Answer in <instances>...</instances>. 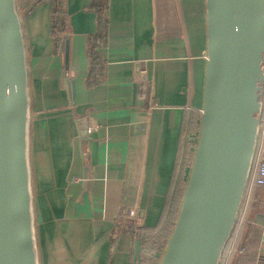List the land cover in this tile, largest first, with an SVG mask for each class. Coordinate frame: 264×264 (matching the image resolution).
Instances as JSON below:
<instances>
[{
	"label": "crops",
	"instance_id": "0c3cea01",
	"mask_svg": "<svg viewBox=\"0 0 264 264\" xmlns=\"http://www.w3.org/2000/svg\"><path fill=\"white\" fill-rule=\"evenodd\" d=\"M59 2L65 28L44 2L23 20L38 264H139L143 230L186 185L202 103L204 0ZM262 188L223 262L260 264L264 226L251 222L264 216ZM130 209L144 213L136 237L123 215Z\"/></svg>",
	"mask_w": 264,
	"mask_h": 264
},
{
	"label": "water",
	"instance_id": "95a60500",
	"mask_svg": "<svg viewBox=\"0 0 264 264\" xmlns=\"http://www.w3.org/2000/svg\"><path fill=\"white\" fill-rule=\"evenodd\" d=\"M29 1L19 7L17 0H0V264H38L28 159L29 74L19 13ZM204 25L199 129L178 214L158 264H221L239 222L258 144L264 0H204ZM68 32L57 38L66 77ZM71 90L75 100L74 79ZM87 132L81 129L80 137ZM128 213L125 220L145 228L143 212ZM251 225L264 226V216L257 215Z\"/></svg>",
	"mask_w": 264,
	"mask_h": 264
},
{
	"label": "trees",
	"instance_id": "16d2710c",
	"mask_svg": "<svg viewBox=\"0 0 264 264\" xmlns=\"http://www.w3.org/2000/svg\"><path fill=\"white\" fill-rule=\"evenodd\" d=\"M41 2L42 0H33L32 4L30 5L31 9L28 10V12H31ZM99 2H102L99 8L101 7L103 8L106 0H99ZM60 22H63L62 18H60ZM54 24H55V19H54ZM192 157H193V152L192 155L190 156V160L189 159L187 160L186 164L188 166H190L189 164L191 163ZM183 188L184 185L181 189L177 188L175 192L169 194L163 213L161 214L160 220L157 223V225L153 228L143 230L142 232L143 237L141 240L142 241L141 258L139 264H158L159 257L167 243V240L171 233V229L173 228V224L178 214L180 202L184 191ZM261 189L263 188L262 187L255 188L251 191L247 204L246 217L254 209V205H255L254 200L256 198H260L261 195L259 193ZM139 230L140 229H138V231H136L135 233H139Z\"/></svg>",
	"mask_w": 264,
	"mask_h": 264
},
{
	"label": "built area",
	"instance_id": "2783aa9c",
	"mask_svg": "<svg viewBox=\"0 0 264 264\" xmlns=\"http://www.w3.org/2000/svg\"><path fill=\"white\" fill-rule=\"evenodd\" d=\"M260 187H264V104H263V113H262V118H261L258 144H257L254 162H253V166H252V170H251V174H250V178L248 182L246 199H245L244 205L241 210V214L239 217V222L237 224L236 230L239 225H242L245 223L247 204H248V199H249L251 191L255 188H260ZM134 214H135V211L133 209H130L128 216L134 217ZM233 235H235V232ZM237 251L240 253L242 250L239 249ZM221 264H228V263L226 261L225 262L222 261Z\"/></svg>",
	"mask_w": 264,
	"mask_h": 264
},
{
	"label": "rangeland",
	"instance_id": "374dc122",
	"mask_svg": "<svg viewBox=\"0 0 264 264\" xmlns=\"http://www.w3.org/2000/svg\"><path fill=\"white\" fill-rule=\"evenodd\" d=\"M22 1L23 0H17V6L20 7ZM32 2H33V0H30L28 2V4L25 5V7L22 6L21 8H19V13H20V16L22 18V22L24 20L25 15L27 13H30V12H28V10L31 9L30 5L32 4ZM42 2L47 3V4L52 6V13L54 15L53 16V23H54V19H57L56 28L59 29V30L65 28V24L66 23L65 22H60V18H62L61 15H60L61 14V10H62V6H61V3L59 2V0H42ZM191 155H192V153L189 154V157H188L189 160H190V156ZM191 159H193V157ZM191 163H192V160H191ZM191 163L189 164L190 166H191Z\"/></svg>",
	"mask_w": 264,
	"mask_h": 264
},
{
	"label": "bare ground",
	"instance_id": "6f19581e",
	"mask_svg": "<svg viewBox=\"0 0 264 264\" xmlns=\"http://www.w3.org/2000/svg\"><path fill=\"white\" fill-rule=\"evenodd\" d=\"M129 211V210H128ZM123 215H124V213H123ZM130 217V216H129ZM135 237H136V233H135V235H134Z\"/></svg>",
	"mask_w": 264,
	"mask_h": 264
},
{
	"label": "flooded vegetation",
	"instance_id": "af4514ba",
	"mask_svg": "<svg viewBox=\"0 0 264 264\" xmlns=\"http://www.w3.org/2000/svg\"><path fill=\"white\" fill-rule=\"evenodd\" d=\"M138 233H136V236H137Z\"/></svg>",
	"mask_w": 264,
	"mask_h": 264
}]
</instances>
